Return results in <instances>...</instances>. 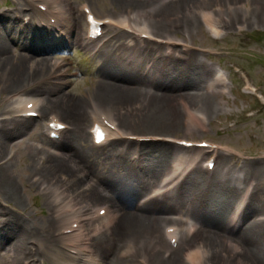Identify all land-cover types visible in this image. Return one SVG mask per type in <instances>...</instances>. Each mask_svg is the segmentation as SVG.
Listing matches in <instances>:
<instances>
[{"label": "rangeland", "instance_id": "rangeland-1", "mask_svg": "<svg viewBox=\"0 0 264 264\" xmlns=\"http://www.w3.org/2000/svg\"><path fill=\"white\" fill-rule=\"evenodd\" d=\"M79 1L81 0L68 2L71 12H75L74 5ZM87 1L100 18L116 16L123 11L135 10L147 5L135 6L117 0ZM159 1L164 5V2L171 0ZM255 3L259 6L258 12L254 11ZM167 7L169 9L164 14L160 13L161 7L150 17L158 35L180 38L198 48H211L216 54L211 56L193 52L189 55V59L193 61L188 64L180 63L174 68L176 65L172 66L159 57L157 49L149 47L146 55L152 60L149 68L154 72L149 79L136 78L133 74L135 67L120 59L123 51L117 46L115 54L111 47L94 60H87L86 57L75 54L79 68L87 70L83 72L85 76L75 80H64L52 86L48 79L52 64L43 57L35 56L40 55L41 50L35 47L36 54L29 61L24 57H28L29 53L21 51L19 44L14 45L8 41V37L0 30V109L4 107L3 98L8 92L23 88L37 90L45 87L47 93L48 89H53L55 95L43 96L44 116L55 112L71 127L64 137L60 154L57 156L44 150H36L33 143L29 144L25 141L26 138L31 139L30 135L32 140H42L38 134L39 130H33L39 123L27 124L23 133H20L23 140L19 145H15L17 141L15 137L0 145V160L5 159L10 151H15L14 158L3 168L0 167V179L3 180V183L0 182L2 184L0 195L23 210L29 218L23 221L17 216L16 218L11 215L5 216V213L4 216L0 215V239L2 238L0 245L5 244L6 239L12 243V240L15 241L19 237L20 243L23 241L27 246L25 251L17 254V264L31 254V248L38 250L36 246L29 244L30 241L42 243V253L37 251V257H42L52 264H71V261L56 249L55 240L52 239L53 226L44 216L45 211L51 207V199L38 197L37 188L34 186L27 188L32 174L40 175L42 181L50 182L55 187L60 186L65 194L70 196L68 199L79 205L108 204L111 207L116 222L108 231L96 232V235H93L92 248L96 255L101 257L103 264H137V259L141 257L150 260V264L156 262L168 264L172 259L176 261V254L178 259L185 261L186 250L195 249L191 247L202 238V231L190 237L181 234L179 242L171 244L164 238L163 226L173 223L183 225V218L186 216L201 225L202 230L203 223L200 220H204L202 217L204 205L208 207L207 214L211 213V216L216 214V220L210 217L212 221L231 230L230 215L246 191L245 216L240 222V225L242 224L240 230L244 229L249 221H254L253 231L256 233L264 231V221L262 223L257 220L258 217L264 218V207L262 211L253 214L255 204L257 205L264 198V101L258 102L241 93V84L246 78L264 97V0H197L191 5L170 4ZM203 10L213 11L216 17L228 22L220 40L210 38L205 32L200 22V11ZM0 22L10 27V31H14L13 26L19 27V23L11 18L4 17ZM236 25L242 26L243 30L236 31ZM254 29L257 31L255 32ZM26 32L29 33L28 30ZM20 38L23 41L21 35ZM201 65L208 67L209 72L200 81ZM16 69H19L23 75L28 73L34 75L12 82L11 75ZM213 69H220L228 75L230 80L228 87L231 92L225 97L218 96V93L216 97L198 96L201 94L203 82L209 78ZM234 69H238L239 72L235 73ZM183 70L189 77L179 78V72ZM138 73L142 74L143 71L140 70ZM125 78L131 81L129 87L124 88L118 85L119 82L115 83L116 79L121 82ZM190 78H193L192 93L197 95L196 97L177 98L175 95L170 102L168 115L167 104L164 106L165 110L156 103L155 110L149 112L151 102H147L149 96L145 92L153 91L154 97L157 98L159 86L169 83L176 86L179 82L189 81ZM141 89L142 93L135 95L141 92ZM127 96L131 99L120 100L128 99ZM94 101L105 109H112L125 132L204 139L228 146L240 156L221 154L216 159V169L208 173L201 168L205 159L203 154L188 152L185 180L176 196L168 198L169 194L164 193L160 198L155 196L146 204L137 206L141 199L156 188L150 183H160L163 176L170 172L171 164L179 150L165 145H144L140 147V156L137 160L131 161L129 159L131 152L122 154L119 144L92 148L87 137L89 122L87 112L90 102ZM70 108L73 111H70ZM186 109L193 113H201L207 119L208 125L203 124L206 133H203L200 127L196 126L195 129L189 127L186 121ZM153 112L158 113L155 118L147 119ZM187 131H192V134H187ZM70 151H75L81 156L73 155ZM128 151H132L131 147ZM175 178L173 177L172 180ZM212 178L213 180L209 182ZM75 183L81 186H73ZM6 186L14 191L15 198L9 196L10 191ZM158 208L167 209L168 216L153 215V209ZM133 213L146 215L145 220L153 225V229L134 226L137 225L135 216L127 217L125 220L127 224H124L126 217L124 215ZM147 215L156 219L152 221ZM6 218L10 220L3 223ZM176 218L182 221H177ZM120 225L122 228L134 227L128 230L125 227L123 232H117ZM13 232H16V235H13ZM228 238L232 240L231 237ZM253 239L257 245L262 244L264 247V239L255 236ZM206 242L208 241L205 240L203 244L207 246ZM226 242L230 243V241ZM127 245H133L134 250L122 255ZM8 247L9 244L5 248ZM226 252L229 254L228 251ZM222 253L219 256L213 253L212 248L209 249L206 263L247 264V261L240 257L226 260ZM164 257L167 258L166 261L163 260ZM0 264H8V253L2 251L1 247Z\"/></svg>", "mask_w": 264, "mask_h": 264}, {"label": "bare ground", "instance_id": "bare-ground-1", "mask_svg": "<svg viewBox=\"0 0 264 264\" xmlns=\"http://www.w3.org/2000/svg\"><path fill=\"white\" fill-rule=\"evenodd\" d=\"M117 1H121V2L126 1L132 5H135V4H133L134 2L135 3L136 2L137 3L142 2V0H117ZM196 1L197 0L170 1V2L164 3V5H162L163 7H162V10L160 11V13L164 14L165 11L167 9H169L167 6H169L170 4H172V5H176V4L191 5ZM254 11H256V12L259 11V6L257 3H255ZM203 21L207 24L208 30L214 36L217 37L220 34V30H219V28L215 22V18L212 14H209L208 16L204 17ZM1 28L6 29V27H4V26H2ZM12 35H14V33H12ZM11 42L13 43V41H11ZM21 47H22V50L27 51L30 54L33 53L30 50V47L34 48L32 45H30V47H29L28 44L22 43ZM24 57L28 58V60L30 61L33 56H28V57L24 56ZM207 73H208V69L204 68L201 79H203L207 75ZM133 74L136 76V78H139V79L141 78L140 74L135 73V72H133ZM30 75H34V74L28 73V74L23 75L22 73L19 72V69H16L15 72L11 75L12 76L11 80H12V82H14L15 80H18L22 77L28 78ZM192 79L193 78L189 79L190 82L189 81H186L184 83L179 82L176 86L171 87V88H164V85L159 86L157 89V91H158V97L157 98L154 97V95H152V94H146L147 96H149V97H147V102H149V103L151 102L149 104V106H150L149 112L153 109L155 110L156 103L158 105L160 104L159 107L163 108V109H165L164 106L167 104V110L166 109L165 110H166V114L168 115L170 112L168 110L169 106L171 105L170 102L172 101V98L175 97V95L177 98L178 97H185V98L186 97H190V98L196 97L197 95H194L192 93V90L194 89V83L192 82ZM129 82H131L129 78L122 79L121 82L118 79H116V81H115V83H118V85H120L121 87H124V88L129 87V84H130ZM112 88H113V86H112ZM110 91H112V90L110 89ZM140 94H141V92H139L135 95H140ZM127 97H128V99L122 98L120 100L124 101V100H130L131 99L129 96H127ZM201 97H203V96H201ZM175 106H176V103H175ZM69 110L73 111L71 108ZM159 113H161V112H159ZM157 114H155V112H153V113L148 115L147 119L152 120L153 118H155V115H157ZM166 114H165V116H166ZM194 122H196V121L194 120ZM194 122L190 121V123L192 125H196V123H194ZM191 151L193 152L194 150H191ZM70 153L73 155L81 156V155H78L75 151H70ZM81 158H83V157H81ZM187 160L188 159H186L185 157H178L172 166V168H173L172 172L175 173V172L179 171L185 164H187ZM212 180H213V178L209 182H211ZM0 182L3 183V180L0 179ZM150 184L152 187H158L160 185L159 182H152ZM0 185H2V184H0ZM73 186L80 187L81 184L75 183V184H73ZM6 189L8 191H10L9 196L11 198H15L14 191H12V189L8 188L7 186H6ZM243 199H245V197L241 198V200H243ZM241 203L243 205L244 201H241ZM241 207H242L241 205L237 207V210L239 211V215H236L234 213L235 214L234 226L237 224V221L239 219ZM263 207H264V198L257 205L255 204L253 214L256 212L262 211ZM207 209H208V207H205L203 205L202 217L204 218V220H200L203 223V225H202V230H201V225H200V229L198 230V232L202 231V235H201L202 238L194 245V247H191V248H195V250H192L193 252H191L192 253L191 256L196 257L199 254L200 255L201 254L206 255V254H208V250L212 248L213 253L217 254L219 256L223 252L222 256L226 260H234V259L240 257V258L246 260L247 264H264V247L262 244L257 245V242L253 239V236H255L259 239H264V231L261 233L254 232L253 231L254 225H252L254 221L253 222L249 221L246 224V227L242 230H240V228L238 229V228L231 227V226H229V228L231 230H227L226 226H222V225L218 224L216 221L211 220V218H214L216 220V214H214L212 216H211V213L207 214ZM152 214L157 216V217H161L162 215L168 216L169 212L165 208H158V209H153ZM111 216L112 215L111 214L109 215V213L107 212L106 216L103 219H101L100 221H98L99 225L97 227V230H100L101 227L102 228L110 227L113 223L112 219H111L109 224H105V223L103 224V222L109 220L111 218ZM129 216L137 217V220H136L137 225H134V226H144L150 230L153 229V225L148 220H145L146 215H144L142 213L125 214L124 215V217H125L124 224H127V222H125V220ZM147 216L152 221L154 219H156V217L151 218L149 215H147ZM259 220H261V219H259ZM134 226H131L129 228H132ZM170 226L171 225H169L168 227L170 228ZM190 226H194V225L192 224ZM125 227H123V228H125L127 230L129 229V228H127V226H125ZM168 227L166 226L165 228L167 229ZM123 228L120 225V227H118L116 231L117 232H119V231L123 232L124 231ZM189 228L190 227L188 225L186 228V230H188V231H186L187 233L189 232ZM237 229L240 230V232ZM13 235H16V232H13ZM18 235L19 236L21 235V228L18 229ZM228 237H231L232 240H230ZM205 240L208 241L206 243H208V245L210 247L208 245L206 246L205 244H203V242H205ZM9 241H10L9 239H6V243L9 244V247L7 249L5 248L7 246L6 243L3 245H0L1 250L6 251L8 253V264H17V262H18L17 261V254H19L22 251H25L27 249V246L23 241L20 243L19 237L15 241L12 240V243H10ZM226 241H230V243L228 244ZM161 245H163V243H161ZM222 247H223V249H222ZM226 251H228L229 254H227ZM141 258H143V257H141ZM21 264H22V262H21ZM146 264H149V262L146 261ZM168 264H186V262H184V260L182 262V260L180 258L178 259V256L176 254V261L175 260L173 261V259H172V262L168 263Z\"/></svg>", "mask_w": 264, "mask_h": 264}]
</instances>
